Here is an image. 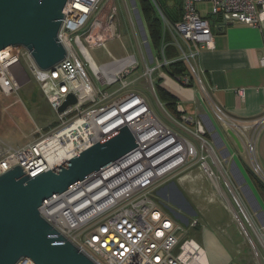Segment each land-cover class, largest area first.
Segmentation results:
<instances>
[{
  "label": "built area",
  "instance_id": "built-area-1",
  "mask_svg": "<svg viewBox=\"0 0 264 264\" xmlns=\"http://www.w3.org/2000/svg\"><path fill=\"white\" fill-rule=\"evenodd\" d=\"M182 1V17L177 22H168L160 10L159 14L171 34L178 33L193 49L190 47L191 50L185 52L176 38L174 41L166 40L165 31L160 50L154 55V66L150 67L143 56L146 65L141 76L146 82L140 88L151 87L155 91L154 75L160 70L159 76H163V67L176 60L167 56L168 47L175 46L180 53L178 59L185 60L191 74L196 76L216 119L244 143L251 170L264 181L257 150L264 114L253 119L232 116L212 98L193 64L202 49L214 47L212 27L208 18L198 12L197 3L210 2L212 12L221 15L226 22L254 26L259 24L264 0ZM102 2L67 1L65 7L68 9L59 32L67 55L50 69L39 68L22 46H9L0 51V86L3 92L20 97L21 86L31 77L38 82L44 96L58 113V123L34 143L15 147L0 137V175L17 165L32 177L43 170L56 168L62 163L53 167L49 160H56L58 153L73 141L76 144L88 142L81 153L127 125L138 146L40 207L43 217L81 252L96 264H203L204 250L194 239L182 243L179 233H186L187 229L169 211L172 209L159 199L161 197L165 201L162 194L171 196L174 180H193L191 170L194 167L219 190L226 205L243 219L264 245V227L256 223L240 187L225 172L217 171L212 165L218 161L205 137L206 126L187 117L181 110L180 117L185 118L182 124L189 131L182 135L153 116L151 106L141 92L131 90L138 83L137 79L130 78L139 67L136 55L117 58L110 51L113 59L102 66L96 65L89 48L105 47L108 41L122 37L115 5L108 0L101 6ZM97 10V15L91 20ZM85 62L102 83L116 85L113 93L118 98L107 103L111 95L94 84ZM180 82L188 85L191 78L184 76ZM239 93L243 95V91ZM69 94L76 97V103L59 112ZM101 117L109 118L100 122ZM110 126L114 127L107 132ZM193 139L199 142L200 150L195 147ZM199 222L195 217L186 225L197 228ZM17 264L36 263L25 257Z\"/></svg>",
  "mask_w": 264,
  "mask_h": 264
},
{
  "label": "crops",
  "instance_id": "crops-1",
  "mask_svg": "<svg viewBox=\"0 0 264 264\" xmlns=\"http://www.w3.org/2000/svg\"><path fill=\"white\" fill-rule=\"evenodd\" d=\"M123 1L130 17L126 26L122 24L119 17L116 0L110 2L117 9L119 28L120 31H123V35L119 39L124 46H126V42L132 46L137 44L142 53V49L147 53L150 62H154L156 50L152 47L139 0H129L132 7L128 5L127 0ZM176 1L167 0L166 2V11L169 14L167 21L171 23H173L172 21L177 22L182 17V6H179ZM196 8L202 16L208 18L214 36V47L202 49L200 55L193 60L204 86L212 98L234 117L253 119L263 115L264 5L261 7L259 24L254 26L235 21H224L221 15L212 12L210 2H199L196 4ZM163 29L165 34L168 28L164 21ZM167 35L168 41L176 38L185 52L193 49V46L188 45L178 33L173 34L174 36ZM169 49L175 54L171 56L167 50L168 58L173 60L180 57L175 46H170ZM131 54L136 55L135 52L128 51L121 58ZM163 72V76L159 77L162 79L160 86L176 97L178 109L183 110L184 113L195 114L197 119L203 121L208 129L209 143L218 161L217 164L212 162L213 167L217 171L225 172L231 181L240 187L242 197L256 223L264 227V195L262 194L264 186L252 173L244 143L233 132L225 130L219 122H211L213 119L211 108L204 91L197 83L196 76L191 74V82L184 85L178 77L168 74L165 70ZM30 79H27L26 82ZM40 91L43 94L41 88ZM240 91H243V95L239 93ZM257 150L264 168V127L259 134ZM191 173L193 180L183 179L179 182L187 186L188 193L192 196V205L186 197H182V192L175 187L182 200V204L177 207L190 214H196L193 211V207H195L199 212L196 217L199 218L202 225L197 227L194 240L204 250L203 264H264V245L256 239L247 224L233 209L229 208L232 214L231 222L235 228L233 232H229L225 228H221V231H213L208 226L204 227L203 222L206 223L207 220L206 204L219 202L224 209L227 208L220 197L219 190L202 172L195 168ZM172 212L182 221L188 222L177 211L172 210ZM214 220L216 221V219ZM218 224L220 228V221Z\"/></svg>",
  "mask_w": 264,
  "mask_h": 264
},
{
  "label": "water",
  "instance_id": "water-1",
  "mask_svg": "<svg viewBox=\"0 0 264 264\" xmlns=\"http://www.w3.org/2000/svg\"><path fill=\"white\" fill-rule=\"evenodd\" d=\"M67 1L0 0V51L22 46L44 70L63 61L67 50L59 32ZM76 101L69 94L58 111ZM136 146L125 125L56 168L32 177L17 165L1 174L0 264L25 257L36 264H96L43 217L40 207Z\"/></svg>",
  "mask_w": 264,
  "mask_h": 264
},
{
  "label": "rangeland",
  "instance_id": "rangeland-1",
  "mask_svg": "<svg viewBox=\"0 0 264 264\" xmlns=\"http://www.w3.org/2000/svg\"><path fill=\"white\" fill-rule=\"evenodd\" d=\"M107 1L108 0H103V2L100 5L102 6ZM127 1H128V5L132 7L129 0ZM116 4L119 9V17L122 20L121 22L124 26H126L130 20V17L126 11L124 1L116 0ZM98 11L99 10L93 13L91 20L95 17V15H97ZM157 13L159 15V12ZM121 33L123 35V31H121ZM167 34H171V31L167 30L166 36H168ZM170 36L173 35L171 34ZM126 43H127L126 46H124L123 42L120 39L116 38L108 41L105 47L102 46L90 47L89 52L94 58L97 66H102L103 64H106L113 59V57L110 54V51L117 58L119 57L121 58V56L125 55L128 51L135 52L138 58L139 67L133 71L130 78L137 79L138 83L137 86L135 88L133 87L131 90L134 92H139V91L141 92V94L146 98L148 104L151 106V111L153 113V116L159 122L167 125L171 129L179 132L182 135L183 133L188 134L189 132L188 127L182 124V122H185V118L180 117V115L178 114L169 112L165 108V102L158 97L156 91H153L151 87L146 89L140 88V86L144 85L146 82L145 78L141 76L144 70V66L146 65L145 61L150 67H153L155 62L153 61L150 62L147 53L144 52V49H142L143 51L142 53L139 50L137 44H133L132 46L130 43L128 42ZM142 55L144 56L145 61L143 60ZM22 64L24 65L25 68L27 67V64L24 60L22 61ZM85 65L94 84L97 87H99L101 90L104 91L107 90L108 94L111 95L107 103H111L114 99L118 98V95L113 93V91L116 90L114 89L116 85L115 84L108 85L102 83L94 74L93 70L88 65V63L85 62ZM160 72H161L160 70H157V72L154 75L156 83H158L157 79L160 77L159 76ZM19 95L20 97L6 95L0 86V137L15 147H21L28 143L30 144L36 142L42 137V135H47V132L51 131L54 128V124L58 121L57 111L52 108L48 100L41 93L39 85L35 81V79L31 78L29 81L24 83L19 90ZM180 112L182 113L183 111L180 110ZM185 114L187 117L192 118V120L194 121L199 120V122H202V124L204 125L203 121L200 120L199 118L197 119L195 114H189V113H185ZM211 116L213 118L211 122H218L212 110H211ZM209 119L211 120L210 116ZM188 122H190V120H188ZM195 125L196 124H192V126ZM192 126L190 125V127ZM205 137L209 141V138L207 136ZM193 142L195 147L198 150H200L199 142L194 139ZM195 168L197 169V167H194L191 170V172ZM262 169H263L262 171L263 173L264 168L262 167ZM175 187H177L178 190L182 192L184 197H186V199L192 205V196L188 193L187 186L181 184V182L177 180H174L173 189L172 191H170L171 196L168 197L166 194H162V197L165 199V201L161 197L159 199L165 202L167 207L171 208L174 211H177L180 215L185 217L189 222L191 219L195 218L196 214H199V212L196 210L195 207H193V211L196 212V214H190L184 210H180L177 207L178 205L180 206L182 204V200L177 194ZM220 197L223 199L222 196ZM223 201L225 202L224 199ZM169 208L166 209L169 210ZM226 208L228 210L224 209L221 203L219 202L206 204L205 209L207 213V220L206 223L203 222L204 223L203 225H205L204 227L208 226V228L213 231H217V230L221 231V228H225V230L229 232H233L235 228L231 222L232 214L229 211L230 209L227 205ZM169 211L172 212L171 210ZM213 218L216 219L217 222ZM178 219H179L178 221L182 223L185 229H187L186 233H184V231L179 233L180 240L182 241V243L191 242V239H194L196 236L197 228H191L188 225H186V222L182 221L180 218ZM218 221H220L221 224L220 228L218 227L219 225ZM199 225L201 226L202 224H200L199 222Z\"/></svg>",
  "mask_w": 264,
  "mask_h": 264
},
{
  "label": "trees",
  "instance_id": "trees-1",
  "mask_svg": "<svg viewBox=\"0 0 264 264\" xmlns=\"http://www.w3.org/2000/svg\"><path fill=\"white\" fill-rule=\"evenodd\" d=\"M166 2L167 0H139L142 14H143L144 20L146 22V25L149 31V36L152 42V47L154 50H156L155 52L157 51L159 52L163 38H164L163 20L160 17V14L158 15L157 12H159L160 10L165 16V18L169 19V14L166 11ZM176 2L179 6L183 5L182 0H179V1L177 0ZM172 22L174 23L176 21H172ZM165 39L168 40L169 37L165 36ZM167 50H169L168 51L169 55L172 56L175 54L174 51L169 49V47ZM163 70H165L168 74L174 77H178L179 81L183 80V76H190L192 79L190 68L187 62L182 59H176L175 61L170 62L167 66L163 67ZM157 80H158V83H156V81L154 83L155 91L158 97L165 102V108L171 113L181 115L182 113L179 112L177 108L176 97L172 95L170 92H168L166 89L160 86V82L162 80L161 78H158ZM56 124L57 122L54 124V126ZM253 175L264 186V181L261 180L259 177H257L254 173ZM262 194L264 195L263 187H262Z\"/></svg>",
  "mask_w": 264,
  "mask_h": 264
},
{
  "label": "bare ground",
  "instance_id": "bare-ground-1",
  "mask_svg": "<svg viewBox=\"0 0 264 264\" xmlns=\"http://www.w3.org/2000/svg\"><path fill=\"white\" fill-rule=\"evenodd\" d=\"M109 117L107 118H99L100 122H105V120H107ZM153 118V116L151 117ZM150 120V119H149ZM141 122V121H140ZM114 126H110L106 129L107 132H110L112 130ZM88 142L82 143V144H76L75 141H73V143H71L70 145H68V147L66 149L61 150L60 153H58L57 159L55 160L54 158H51L49 160V163L51 166L56 167L58 164H63L66 161L70 160L71 157L73 158L74 156L78 155V153L80 151H82L85 148V145H87ZM70 158V159H69Z\"/></svg>",
  "mask_w": 264,
  "mask_h": 264
}]
</instances>
